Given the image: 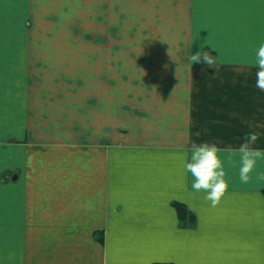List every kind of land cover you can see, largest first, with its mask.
Returning <instances> with one entry per match:
<instances>
[{"label":"crops","instance_id":"obj_1","mask_svg":"<svg viewBox=\"0 0 264 264\" xmlns=\"http://www.w3.org/2000/svg\"><path fill=\"white\" fill-rule=\"evenodd\" d=\"M262 41L264 0H0V264H264V160L227 162L264 148Z\"/></svg>","mask_w":264,"mask_h":264},{"label":"clouds","instance_id":"obj_2","mask_svg":"<svg viewBox=\"0 0 264 264\" xmlns=\"http://www.w3.org/2000/svg\"><path fill=\"white\" fill-rule=\"evenodd\" d=\"M203 56L208 63L212 62L207 52ZM248 63L256 68V87L264 90V41L255 48L254 57ZM259 136L256 131L245 133L239 147L227 157L228 164H238L242 182L250 181L258 162L264 160V148L253 147ZM223 152L224 149L216 142L193 140L190 151L181 159L185 174L191 173L193 177L191 188L196 192L204 191L205 198L213 205L220 202L229 188V173Z\"/></svg>","mask_w":264,"mask_h":264},{"label":"trees","instance_id":"obj_3","mask_svg":"<svg viewBox=\"0 0 264 264\" xmlns=\"http://www.w3.org/2000/svg\"><path fill=\"white\" fill-rule=\"evenodd\" d=\"M178 211H179V216H180V217H183L182 215H184L185 208H183V207H181V206H180V207L178 206Z\"/></svg>","mask_w":264,"mask_h":264}]
</instances>
